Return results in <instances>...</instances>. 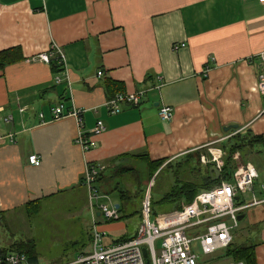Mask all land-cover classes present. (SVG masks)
Masks as SVG:
<instances>
[{
	"label": "crops",
	"instance_id": "1",
	"mask_svg": "<svg viewBox=\"0 0 264 264\" xmlns=\"http://www.w3.org/2000/svg\"><path fill=\"white\" fill-rule=\"evenodd\" d=\"M53 45L65 59V68L56 71L37 59ZM5 51L11 57L0 70V241H33L35 226L45 227L54 215L68 222L57 241L62 254L41 263L35 241L33 264H64L90 251L94 222L106 234L104 244L135 234L140 219L128 231L121 204L116 222L98 214L84 185L89 168L100 169L99 176L117 166L137 175L144 163L139 156L165 166L237 137L254 143L233 156L236 168L251 164L264 182V144L257 142L264 140L259 0H0V53ZM138 92V104L109 113L107 101ZM59 104L82 111L81 124L70 116L52 120ZM162 107L173 109L171 120L160 119ZM98 121L105 131L93 135ZM229 126L237 128L225 132ZM79 134L95 145L83 149ZM33 154L39 167L28 162ZM104 180L97 183L99 193L115 194ZM256 193L253 186L250 198L237 196L241 205L261 201L240 215L239 233L250 244L238 246L252 247L254 264H264L260 185ZM58 204L74 206L61 213ZM54 239L51 232L52 247ZM217 256L215 263L232 262Z\"/></svg>",
	"mask_w": 264,
	"mask_h": 264
},
{
	"label": "built area",
	"instance_id": "2",
	"mask_svg": "<svg viewBox=\"0 0 264 264\" xmlns=\"http://www.w3.org/2000/svg\"><path fill=\"white\" fill-rule=\"evenodd\" d=\"M264 6V0H259ZM184 47V45H180ZM178 47L175 46L174 49ZM262 72L258 76V91L264 92V53L259 54ZM50 65L56 62L65 68V59L61 50L53 45L51 49L37 57ZM102 71L97 73L101 76ZM57 84L61 83L56 78ZM141 92L133 94H117L106 102L110 114L119 112V105L138 104ZM52 120L65 116L76 119L81 124L82 111L75 108L65 110L59 104L51 110ZM173 109L162 107L158 111L160 119L169 121L173 117ZM43 118V115H40ZM11 120V117L8 118ZM105 131L102 122L98 121L93 129V135ZM78 143L85 150L91 149L95 142L84 138L79 134ZM206 155L199 159L202 165H214L219 171L223 167V152L221 149L210 148ZM28 162L34 167H39L41 160L35 154L29 156ZM101 173L100 169L89 168L84 175V185L90 193V200L96 201L97 212L106 222H116L120 219V213L115 206H108L102 201H110L109 196L101 195L94 189V181ZM258 179V173L254 166L245 164L238 168L231 182H222L220 186L210 191L199 193L189 204L181 209L163 214L159 218L151 219L150 203L143 201L141 219L132 237L117 240L111 244H104L106 234L98 224L92 225L90 234V251L78 255L76 260L66 264H203L200 255L194 252L198 249L204 257L212 259L233 245L236 230L239 228V216L250 206L261 201H252L249 204H237V196H244L252 191L254 182ZM153 185V183H152ZM260 191L264 201V182L260 184ZM149 195V192L146 193ZM95 212V209H92ZM143 249L146 251L144 258ZM5 264H28L25 255L9 253L4 259ZM229 264H243L242 262H231Z\"/></svg>",
	"mask_w": 264,
	"mask_h": 264
},
{
	"label": "rangeland",
	"instance_id": "3",
	"mask_svg": "<svg viewBox=\"0 0 264 264\" xmlns=\"http://www.w3.org/2000/svg\"><path fill=\"white\" fill-rule=\"evenodd\" d=\"M241 142H243V141H241ZM142 161L144 162V160H142ZM182 164H183L182 160L178 164L177 163L170 164L168 168L166 166H164V164H163L157 170L152 169V171L155 173H152V175H150V170L148 169L147 164L144 162L142 164V166L146 165L145 170L142 169L141 165L140 166L138 165L137 170H136L137 175L126 174V175H121L120 177L117 176V172L120 170L119 166L111 167L109 170H107V171H105V173H103V179H105L104 182L106 183L105 188L110 193H111V191L114 192L115 187L118 188L119 191H121L123 189V190H125L126 193H128V195L130 194L131 197L129 196L128 200L121 202V199H120L118 194H112L111 196H109L110 201L105 200L102 202L104 204H107L108 206L110 204L112 206H115V205L120 206V204L122 205L123 209L121 207L122 210L120 211V213L123 216L124 220L122 219L121 221L126 222V225H127L128 231H129L139 221L138 218L139 219L141 218V210L143 207L144 198H145V200L147 199L146 203L151 204L152 203L151 196L153 197L154 200H158L161 198L162 195H164L170 191V189L172 188V187L170 188V186H171L170 184L174 185L173 184L174 180L172 181L171 175L175 178L177 177V179H179L180 181L185 182V181H191V180L197 181V179L199 177H201L202 175L207 173V171L203 167L200 159L198 161H197V159H194V162L192 163V169L190 168V166L188 164L183 165V167L181 166ZM262 168H263V174H264V166ZM125 169H128V168H125ZM169 169H171L172 171H169ZM192 170H193V173L191 172ZM149 176H151V177L149 178ZM193 177H194V179H193ZM262 182H263V179H262V176L260 175V178L254 182V193L255 194H257L256 192L258 191V187ZM152 183H153V185H152ZM147 192H149V195L147 194V196H146ZM106 194H109V193H106ZM245 196L248 198L251 197L250 195H248V193ZM72 206H74V204H64V206H63V204H58L56 207L57 208L56 211H58L61 208L60 212L63 213V212H65L66 207L72 208ZM183 206L184 205H182V207ZM150 208H151V206H150ZM169 208H171V207H169ZM165 210H167V211H165ZM138 211H140L139 217H138V214L136 213ZM160 212H162V213H160ZM170 212H172V211L168 210L167 206H165L164 208H161V209L159 208L157 210V214L155 216L151 215V219L159 218L163 214H167ZM66 216H67V214H66ZM68 217H72V216H68ZM65 218H67V217H65ZM127 219H129V220L127 221ZM67 223L68 222L64 221V219L62 217H59V215L58 216L54 215L53 220H51V221L46 220L44 222L43 225L45 227H42V225L40 227L35 226L34 231H33L35 239L33 240V243L34 244L37 243V245H38L37 253L39 254L40 259L42 260V261H40L41 263L43 261H45V259H46V261L49 258L55 259V257H57L59 255V252L62 254V252H61L62 246L59 247L58 246L59 242H57V241H58V238L60 235L64 236V232H65ZM241 225H242V223L239 225V228ZM239 228L236 230L233 245L238 246V245H242V244H250V241H248V240L246 241L244 239L242 241L243 236L241 235L242 233H239L241 231V229H239ZM51 232L56 234V239H54V244L56 246H54V247L50 246V242H53L51 240ZM36 235H37L39 241L36 239ZM5 240L7 242L0 241V244L3 246L1 248H6L7 246L12 245V243L9 239H5ZM35 241H36V243H35ZM85 246H86V249H88V246L87 245H85ZM89 249H90V244H89ZM193 250H194V252H196L200 255V260L203 264H218L219 263V262L215 263V261L211 257L202 256L199 253L198 249H196L195 247L193 248ZM77 257H78V255H74L72 258H69L68 261H66L67 259L65 258V259H63V262H64V264H66L68 262L76 260ZM58 263L59 262H55L54 264H58ZM44 264H46V263H44Z\"/></svg>",
	"mask_w": 264,
	"mask_h": 264
},
{
	"label": "trees",
	"instance_id": "4",
	"mask_svg": "<svg viewBox=\"0 0 264 264\" xmlns=\"http://www.w3.org/2000/svg\"><path fill=\"white\" fill-rule=\"evenodd\" d=\"M11 51L8 52H2L0 53V70L3 68V66L9 62L8 56H10ZM11 57V56H10ZM13 59L11 58V62ZM50 65L52 66L53 70L60 69V65H58L56 62L51 61ZM62 68V67H61ZM243 141V140H242ZM257 142H261L264 144V140H257ZM254 142L251 143H245L244 141L241 142L240 140L237 139V137L229 140L226 142V145L221 148L222 152L224 153L223 156V167L221 168L220 171V178L217 181H213L212 177L209 176L208 174V165H203L205 170L207 171L206 174L202 175L197 179V181H180L177 179V177H173L171 175V179L173 181V184H170V191L167 192L166 194L162 195L160 199L154 200L152 198V203L150 204V212L151 215L155 216L157 214V210L160 208H164L167 206V209L170 211H176L181 209L182 205L189 204L192 202V200L201 192L204 191H210L213 188L220 186L222 182H231L233 179V174L236 171V165L235 162L233 161V156L237 153L243 155L244 150L243 148L245 146H251L253 145ZM201 155H206L209 157V154L205 152L204 154H198L196 156L194 155H187L184 156L181 160L183 164L181 165H189L190 168L192 169V163L194 162V159L199 160V157ZM137 157L139 155H127L126 157ZM144 160V162L147 164L148 169L150 170V175L152 173H155L152 171V169L157 170L159 167H161L164 162H151L149 161L148 157L146 155L139 156ZM179 162H177L178 164ZM172 164V163H170ZM170 164L165 165L167 168L169 167ZM154 170V171H155ZM194 170V169H193ZM193 170L191 171L193 173ZM169 171H172L169 169ZM176 171V170H175ZM174 171V172H175ZM133 171L131 169H120L117 172V176L120 177L121 175H126V174H131ZM100 175V174H99ZM190 175V174H189ZM151 176H149L150 178ZM194 179V177H193ZM103 181V175L98 176L97 179L94 181V189L98 190L97 183L99 184L100 182ZM175 182V183H174ZM117 186V185H116ZM174 186V187H173ZM100 188V187H99ZM115 194H118L121 201L128 200L130 194L125 192V190L119 191L118 188H114ZM131 197V196H130ZM171 207V208H169ZM167 211V210H165ZM159 212V211H158ZM140 211L137 212L139 215ZM162 213V212H160ZM141 219V218H140ZM240 224V223H239ZM124 239V238H123ZM122 240V239H120ZM9 253H19L22 255H25L26 258L30 263H36V258H37V253L35 249V245L32 240H26V241H17L12 243L7 249L0 248V263L4 262L5 257ZM220 256H217L219 259H224V258H229L232 262H242L243 264H254V253H253V248L249 246H238V247H233L232 245L223 251Z\"/></svg>",
	"mask_w": 264,
	"mask_h": 264
},
{
	"label": "water",
	"instance_id": "5",
	"mask_svg": "<svg viewBox=\"0 0 264 264\" xmlns=\"http://www.w3.org/2000/svg\"><path fill=\"white\" fill-rule=\"evenodd\" d=\"M236 128H237L236 126H229V127L225 128L224 131L227 132V131H230V130H232V129H236ZM207 171H208L209 176L212 177V180H213V181H217V180H219V178H220V171H219V169H218L216 166H214V165H210V166L208 167ZM115 208L118 209V205H116ZM241 218H242V217L240 216V217H239V220H241ZM143 254H144V258L146 259L147 256H146V251H145V249H143ZM0 264H5V263L2 262V263H0Z\"/></svg>",
	"mask_w": 264,
	"mask_h": 264
},
{
	"label": "bare ground",
	"instance_id": "6",
	"mask_svg": "<svg viewBox=\"0 0 264 264\" xmlns=\"http://www.w3.org/2000/svg\"><path fill=\"white\" fill-rule=\"evenodd\" d=\"M240 217V216H239ZM239 223H240V220H239Z\"/></svg>",
	"mask_w": 264,
	"mask_h": 264
}]
</instances>
